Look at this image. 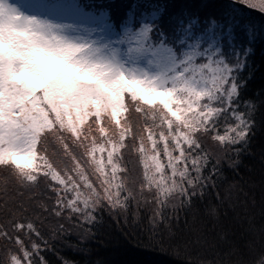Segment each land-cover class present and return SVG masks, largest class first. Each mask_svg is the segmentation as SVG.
<instances>
[{
    "label": "snow or ice",
    "instance_id": "snow-or-ice-1",
    "mask_svg": "<svg viewBox=\"0 0 264 264\" xmlns=\"http://www.w3.org/2000/svg\"><path fill=\"white\" fill-rule=\"evenodd\" d=\"M258 132L264 0H123L116 10L0 0V264H51L47 251L81 264L55 246L88 256L105 216L119 229L143 213L149 227L137 243L148 250L185 264H264V224L249 217L237 234L219 211L236 206L235 178ZM9 184L48 195L10 200ZM260 187L264 209V171ZM169 208L204 224L173 232ZM204 245L213 250L204 259L181 252Z\"/></svg>",
    "mask_w": 264,
    "mask_h": 264
},
{
    "label": "trees",
    "instance_id": "trees-1",
    "mask_svg": "<svg viewBox=\"0 0 264 264\" xmlns=\"http://www.w3.org/2000/svg\"><path fill=\"white\" fill-rule=\"evenodd\" d=\"M105 2V7H110L116 10L117 7L122 4L123 0H102ZM101 0H94V3H98L100 6ZM178 2H192L196 3L198 0H178ZM261 53L257 50V55L254 57L257 63L260 62ZM260 73H257V79L253 82V87H257L260 84ZM136 119V117H133ZM264 145V134L260 132L254 138L252 143V149L250 154H245L242 158V163L239 167L240 175L235 179L239 181V185L243 187V191L233 190L232 201L236 206L233 208L231 204L220 207L219 211L221 213V219H226L237 234L243 232V230L248 226L249 217L253 219V223L257 230L260 226L264 224V215H262L261 206V187H260V177L261 172L264 171V166L261 164V147ZM126 159H129L126 157ZM132 162L128 164V168L133 170L136 167L135 158H131ZM132 175L135 176L136 173L133 171ZM229 175L228 184L232 183L231 173ZM5 174L0 172V204L3 203L4 190H3V179ZM244 179L241 180L240 177ZM253 180L256 181L255 185H252ZM245 181L247 183H245ZM249 185H252L249 187ZM247 193V196L244 193ZM22 194V198L29 200V198H34L30 200V203L36 204L40 202L48 193L44 192L43 188H38L33 192H27L24 189H17L11 184L8 186V197L9 199H15ZM253 200L255 203H253ZM245 201L247 204L245 205ZM205 203H215L212 196H209ZM247 207V213H245L244 208ZM225 212L228 213L225 217ZM150 213H143L142 219L133 223L132 218H129V223L125 227L121 225V228H117V225L105 216L102 224L98 226L97 235L88 240L86 247L92 249L88 256L83 255L81 252H73L63 246L57 244L55 246V252H59L62 255H67L73 259H77L81 264H92V261L96 259H102L104 264H185L183 259L178 260L174 256L167 254H162L158 251L148 250L141 244L137 243L138 239H142L146 233L149 224L147 216ZM169 221L171 230L176 233H186L189 229L202 227L204 221L201 216L196 215L195 217L191 212H185L183 209L179 210V221L176 220L177 213H174L171 208L168 210ZM159 227L163 229L165 224H160ZM127 233L128 235H124ZM170 243H175V241L170 242L165 239L163 242V247L172 252L173 248L169 247ZM212 249L208 245L203 247H193L184 249L181 248V252L185 253L186 256L190 257L192 260H197L198 258L204 259L212 254ZM47 259L51 264H60V260L53 251H47L45 253Z\"/></svg>",
    "mask_w": 264,
    "mask_h": 264
},
{
    "label": "rangeland",
    "instance_id": "rangeland-1",
    "mask_svg": "<svg viewBox=\"0 0 264 264\" xmlns=\"http://www.w3.org/2000/svg\"><path fill=\"white\" fill-rule=\"evenodd\" d=\"M97 5L99 6V4L97 3ZM100 6H103V7H105V2H103L102 0H101V2H100Z\"/></svg>",
    "mask_w": 264,
    "mask_h": 264
}]
</instances>
